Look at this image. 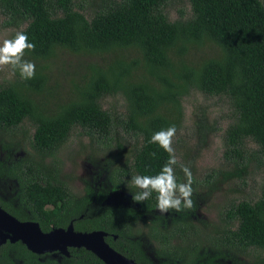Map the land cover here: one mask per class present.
I'll return each mask as SVG.
<instances>
[{
  "label": "trees",
  "instance_id": "trees-1",
  "mask_svg": "<svg viewBox=\"0 0 264 264\" xmlns=\"http://www.w3.org/2000/svg\"><path fill=\"white\" fill-rule=\"evenodd\" d=\"M168 1L92 0L89 17L75 0H0L4 26H25L21 31L35 44L24 58L36 65L32 79L22 80L16 72L18 78L0 86V130L10 137L9 146H17V130L32 121V146L40 157L0 164V180L15 179L19 188L15 197L0 199V206L20 221L39 223L44 232L71 224L78 232L104 231L112 248L138 264H224L239 257L264 264V184L257 200L232 205L208 230L207 224H193L186 209L179 218L174 210L169 217L160 214L154 195L134 202L137 208L111 206L106 191L77 195L61 177L57 153L78 127L105 136L109 144L119 139L121 128L141 142L114 166L111 190L137 191L130 178L154 175L168 157L148 143L151 134L171 124L178 133L182 99L193 90L230 101L235 121L224 133V146L231 170L239 177L253 163L256 171L264 168V0H189L193 16L176 21L168 17ZM209 46L219 52L201 61L190 57L192 49ZM62 50L102 59L82 60L84 72L72 79L71 94L55 103L60 97L49 84V71ZM117 94L127 101L122 116L102 106L104 97ZM197 123L205 142L208 126L202 123L208 122ZM250 141L257 150L249 148ZM174 167L182 181L181 165ZM4 193L0 187V198ZM143 230L154 244V258L138 239ZM59 255H38L22 242L8 241L0 249V264H105L85 248Z\"/></svg>",
  "mask_w": 264,
  "mask_h": 264
},
{
  "label": "rangeland",
  "instance_id": "rangeland-1",
  "mask_svg": "<svg viewBox=\"0 0 264 264\" xmlns=\"http://www.w3.org/2000/svg\"><path fill=\"white\" fill-rule=\"evenodd\" d=\"M97 1V0H96ZM77 7H83L87 16L93 15L92 0H75ZM166 12L171 21L189 19L193 16L192 6L189 0H169ZM21 28L4 26V17L0 13V41L12 38ZM219 50L214 46L192 49L190 57L195 61L217 54ZM102 56H78L70 51H60L51 65L49 75L51 86H56L60 98L53 99L55 103L71 94L72 79H76L82 71V60L100 62ZM84 72V70L82 71ZM18 78L9 66H0V86L14 81ZM46 96V95H45ZM184 109L183 125L173 138V148L180 165L188 166L193 174V208L186 209L195 225L207 224L208 230L219 225L230 207L241 200L255 201L261 195V187L264 184V168L256 171L255 164L248 174L237 176L234 170L226 164L224 146V133L235 121V114L230 101L224 97H212L204 95L199 91H191L182 99ZM127 101L121 94L109 95L103 98L102 106L110 110L114 116H122ZM206 121L207 131L205 142L201 141L198 133L197 122ZM29 119L17 130L19 145H10L9 136L0 130V139L6 145L0 144V164L12 166L20 161L31 158L33 161L40 157L32 146L35 127ZM208 128H214V132H208ZM120 132L118 140H112L110 144L105 136L95 133L91 135L87 130L77 128L72 137L57 153L61 163V177L69 185L73 193L86 195L87 190L97 192L106 191L109 196L106 201L111 206H127L137 208L132 201L131 194L125 189L112 191L109 175L117 162L124 163L130 158L136 147L141 142L132 134ZM216 130V131H215ZM15 144L16 139L13 138ZM139 140V141H138ZM8 144V145H7ZM251 150H257L258 145L249 142ZM233 173L234 178L228 179L225 175ZM195 181V182H194ZM0 187L5 192L1 194L3 200L15 197L18 192V182L15 179L5 177L0 180ZM171 214V212H170ZM170 214H166L169 217ZM177 217L182 212L175 214ZM179 218V217H178ZM171 221V219H168ZM169 225V224H168ZM142 247L151 258H154V244L150 240L147 230L138 236ZM55 257L60 258L59 254ZM224 264H253L251 257L232 258Z\"/></svg>",
  "mask_w": 264,
  "mask_h": 264
},
{
  "label": "clouds",
  "instance_id": "clouds-1",
  "mask_svg": "<svg viewBox=\"0 0 264 264\" xmlns=\"http://www.w3.org/2000/svg\"><path fill=\"white\" fill-rule=\"evenodd\" d=\"M35 48V44L29 40L28 34L18 31L12 38L0 41V66H9L12 71L18 72L22 80H30L34 77L36 65L33 61L25 59V50L29 52ZM177 128L171 124L158 131H154L148 143L155 144L168 154L166 162L154 175H133L129 183L134 185L137 191L131 192V199L135 203H141L155 196V208L162 214H170V210L179 213L185 209L193 208V174L188 166L181 165L184 179L178 180L175 172L177 156L173 148V138Z\"/></svg>",
  "mask_w": 264,
  "mask_h": 264
},
{
  "label": "water",
  "instance_id": "water-1",
  "mask_svg": "<svg viewBox=\"0 0 264 264\" xmlns=\"http://www.w3.org/2000/svg\"><path fill=\"white\" fill-rule=\"evenodd\" d=\"M107 236L108 233L104 231L78 232L73 224L67 229L44 232L39 223L20 221L0 206V249L8 241L22 242L38 255L61 254L69 257L71 248H85L105 264H138L112 248L106 242Z\"/></svg>",
  "mask_w": 264,
  "mask_h": 264
},
{
  "label": "flooded vegetation",
  "instance_id": "flooded-vegetation-1",
  "mask_svg": "<svg viewBox=\"0 0 264 264\" xmlns=\"http://www.w3.org/2000/svg\"><path fill=\"white\" fill-rule=\"evenodd\" d=\"M125 256V255H124ZM149 256V255H148Z\"/></svg>",
  "mask_w": 264,
  "mask_h": 264
}]
</instances>
